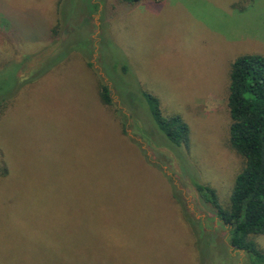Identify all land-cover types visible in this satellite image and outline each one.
Masks as SVG:
<instances>
[{
	"label": "rangeland",
	"instance_id": "obj_1",
	"mask_svg": "<svg viewBox=\"0 0 264 264\" xmlns=\"http://www.w3.org/2000/svg\"><path fill=\"white\" fill-rule=\"evenodd\" d=\"M246 54L264 56V0H0V264L91 247L92 264H264L196 187L229 208L245 165L230 74ZM144 90L187 141L158 128Z\"/></svg>",
	"mask_w": 264,
	"mask_h": 264
},
{
	"label": "trees",
	"instance_id": "obj_2",
	"mask_svg": "<svg viewBox=\"0 0 264 264\" xmlns=\"http://www.w3.org/2000/svg\"><path fill=\"white\" fill-rule=\"evenodd\" d=\"M143 93L150 117L168 139L178 144L187 141L186 122L179 115L165 117L159 98L146 90ZM100 97L105 105L113 104L107 84L100 86ZM228 104L232 119L231 144L245 158V165L236 177L229 208L218 202L212 188L196 187L201 197L211 202L214 213L227 229L230 245L244 251L247 259L264 263V249L255 240L256 235L264 234V56L246 54L234 61ZM9 264L27 263L15 260ZM63 264H92V247L91 251L83 249L79 258Z\"/></svg>",
	"mask_w": 264,
	"mask_h": 264
},
{
	"label": "crops",
	"instance_id": "obj_3",
	"mask_svg": "<svg viewBox=\"0 0 264 264\" xmlns=\"http://www.w3.org/2000/svg\"><path fill=\"white\" fill-rule=\"evenodd\" d=\"M141 1V0H140ZM140 1H138V2H140ZM137 3V2H136Z\"/></svg>",
	"mask_w": 264,
	"mask_h": 264
}]
</instances>
